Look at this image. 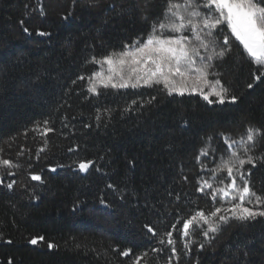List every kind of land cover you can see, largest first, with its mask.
<instances>
[{"label": "trees", "instance_id": "obj_1", "mask_svg": "<svg viewBox=\"0 0 264 264\" xmlns=\"http://www.w3.org/2000/svg\"><path fill=\"white\" fill-rule=\"evenodd\" d=\"M163 7L164 0H0V159L19 165L0 164V264H165L170 249L152 251L161 247L159 238L144 225L163 234L173 231L177 216L215 208L229 215L224 209L235 194L213 199V189L231 182L227 170L209 171L230 155L221 134L239 140L249 125L264 130V77L254 79L256 66L235 37L229 36L230 51L212 61L208 79H220L239 97L236 103L210 96L209 104L199 93L169 95L162 84L100 86L94 94L87 79H77L106 72L92 57L146 37ZM222 29L220 45L230 33ZM45 127L53 130L45 134ZM205 146L215 151L197 161ZM262 153L264 136H258L252 154ZM87 160L94 161L87 173L73 165ZM203 181L213 187L197 191ZM249 186L264 197V163L252 168ZM245 206L260 207L254 200ZM201 227L207 224L183 239L173 231L178 257L172 264H244V251L247 264H264V217L229 219L210 237ZM33 237L44 239L33 245ZM185 240L196 241L187 255ZM199 243L206 244L203 251ZM125 250L129 254L121 255Z\"/></svg>", "mask_w": 264, "mask_h": 264}, {"label": "snow or ice", "instance_id": "obj_2", "mask_svg": "<svg viewBox=\"0 0 264 264\" xmlns=\"http://www.w3.org/2000/svg\"><path fill=\"white\" fill-rule=\"evenodd\" d=\"M41 14H44L42 9ZM64 18L67 19L66 16ZM23 23L21 21L22 25ZM223 25L230 29V33L223 35V45H220L218 33H222ZM23 31L28 33L29 29L24 27ZM36 34L51 35V33L40 30H37ZM229 36L235 37L242 45L247 57L256 66L253 72L254 79L261 80L264 77V0H164L163 13L151 23L146 37H139L131 44L122 45L123 51L109 53L100 59L92 57L91 63L100 65L101 68L105 64L108 66L107 75L103 71H93L87 78L79 76L77 79L81 81L87 79L88 91L94 94L98 93L100 86L122 89L138 88L142 85L153 87L162 84L163 90L169 95L173 93L183 95L186 92L199 93L209 104L214 103L209 99L210 96H215L217 98L215 102L219 104L225 103L226 100L236 103L239 97L230 94V90L222 84L220 79L215 77L211 81L208 79L209 75H212L209 69L215 66L212 61L224 57L230 51L227 47ZM217 47L220 48L219 51L216 50ZM201 49L205 50L206 55L201 54ZM257 72L259 75L256 74ZM73 83L75 84L76 81ZM247 87L251 89L253 84L249 83ZM205 88L209 91L206 92ZM132 103L137 102L133 100ZM104 112L110 115V110L105 109ZM95 118L98 123L102 121L103 114L100 110H97ZM47 124L48 121H44V125ZM85 127H90V125H85ZM52 130L48 127L44 128L45 134ZM221 135L225 139L230 155L227 159L221 157L222 165L209 171L217 172L221 167L227 170V177L231 179V182L225 187L213 189V199L221 194L227 199L230 194L234 193L232 200L228 201L231 207L224 209L229 215H222L220 214L222 209L215 208L208 214L203 210L196 211L187 219L177 216L176 223H173L171 227L173 231L181 234L182 239L191 236L193 228L199 227L201 222L207 224L206 229L200 228L201 235L210 237V234L218 232L220 225L227 223L229 219L247 222L257 217H264V197L257 195L249 186L252 168L258 162L264 163V153L259 156L252 154L255 150L256 139L258 136H264V130L249 125L239 140L231 139L227 134L222 133ZM73 150L68 149L69 152ZM209 151L214 152L215 150L207 146L201 148L196 157L197 161H200L201 156L207 157ZM93 163L92 160L81 161L78 164L73 161V165L80 171H87ZM0 164L9 168L19 167L10 159H0ZM246 165L252 167L246 168ZM200 166L201 169H207V165L203 163ZM57 167H64V165H57ZM52 170L55 171V168ZM32 179L40 180L41 177L33 175ZM14 183V181L10 182L6 187L11 189ZM108 187L113 188L114 186L108 185ZM212 187L211 183L203 181L197 191L203 192L205 188ZM253 200L255 205L260 207L245 206L246 203L252 204ZM79 203L80 201H77L73 207L76 208ZM99 203L105 207L109 206L104 199H100ZM209 216L217 218V221L211 222ZM178 225H182V228ZM144 227L153 237L159 238L158 243L161 247L153 248L152 251L162 252L165 246L168 247L170 256L165 264H172L173 258L178 257L173 231L160 234L150 225L146 224ZM43 239L44 237H33L29 243L35 245ZM191 244H196V241L185 240L183 244L185 255L192 251ZM48 247L51 249L55 245L49 243ZM205 247V243L198 244L200 251H203ZM129 251L125 250L121 255L127 256ZM143 255L147 256V253ZM243 255L244 264H247L248 252L244 251ZM194 264H200L199 259L194 261Z\"/></svg>", "mask_w": 264, "mask_h": 264}, {"label": "rangeland", "instance_id": "obj_3", "mask_svg": "<svg viewBox=\"0 0 264 264\" xmlns=\"http://www.w3.org/2000/svg\"><path fill=\"white\" fill-rule=\"evenodd\" d=\"M106 69H108V66L107 65H106ZM106 72L104 71V73H106ZM90 168H91V166L89 167V169L87 171H80L78 168H77V170L80 171V172H82V173H87L90 170Z\"/></svg>", "mask_w": 264, "mask_h": 264}]
</instances>
